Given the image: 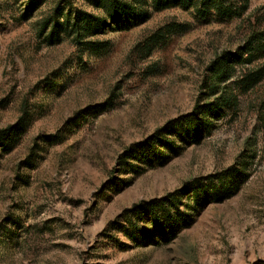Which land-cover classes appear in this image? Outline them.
Returning <instances> with one entry per match:
<instances>
[{"label":"rangeland","instance_id":"rangeland-1","mask_svg":"<svg viewBox=\"0 0 264 264\" xmlns=\"http://www.w3.org/2000/svg\"><path fill=\"white\" fill-rule=\"evenodd\" d=\"M25 1L0 0V138L17 128L0 142V264H264V50L212 74L264 32V0L227 22L127 0L145 21L112 20L84 44L50 37L54 12L101 10ZM228 97L210 137L171 134ZM157 135L172 146L147 162L136 147ZM192 185L176 225H154L145 208Z\"/></svg>","mask_w":264,"mask_h":264},{"label":"trees","instance_id":"trees-1","mask_svg":"<svg viewBox=\"0 0 264 264\" xmlns=\"http://www.w3.org/2000/svg\"><path fill=\"white\" fill-rule=\"evenodd\" d=\"M48 0H27L24 2L26 7V11L29 12L33 10V8L39 4H44ZM64 1V0H63ZM90 6H93L95 9L101 10L102 16H86L78 15L77 12L72 13L69 9H61L58 6L56 11L54 12V17L57 19L55 25L52 27V31L50 34L51 38L54 39H61V35L67 32L72 31L73 37L75 38V43L84 44L83 43V36L82 34H104V30L109 28V22L114 24L115 20L117 22H125V24H134L138 22L141 24L147 18V12L141 11L140 9L134 8L130 5L127 1L123 0H87ZM154 1V7L158 10L165 9L168 7L173 6H180L185 9H193L195 14L201 20H209L212 18L220 19L223 22L230 21L234 18L242 17L247 10L249 9V0H152ZM42 2V3H40ZM119 16L121 18H119ZM118 17L117 19H115ZM144 20V21H143ZM96 45V44H95ZM94 43L90 44L91 49H97ZM264 50V32H256L253 33L248 41L246 42L245 46L242 48H238L237 54L229 55L231 57L227 58L223 56L222 58L218 59L213 64L212 74L214 78H218L222 75L227 74V69L232 66L234 68L235 65L241 64L242 62H248L250 59H246L244 61V56L248 54L251 58L253 53L256 51ZM248 57V58H249ZM229 70V69H228ZM222 101L218 104H206V105H199L197 104L193 112L180 120H177L172 125V129L170 130L173 136H176L179 140L183 142L185 138L189 139H201L202 137H210L212 132L216 129V123L221 120V113L224 107L227 105L236 106L234 98H226L221 99ZM17 128L9 129L4 134L6 139L0 138V142H8L12 141L14 132ZM162 134V133H161ZM10 144H12L10 142ZM171 144L168 139H164L161 135H157L151 137L148 142H145L136 147V149L142 153V156L148 162H152V157H157L158 151L156 147H165L171 148ZM131 151L129 156H131ZM133 158V155L130 157ZM222 180V179H220ZM224 188V185L222 186ZM222 187L217 189V187H209L205 190L207 194H211L215 191L218 192L217 195L222 194ZM228 190V189H227ZM189 194H195L196 197L198 194H201L200 191L197 190L196 185H192L190 189L185 188L174 193L169 198L162 199L158 201L159 208L154 207L155 203L148 205L145 209L150 212V215L153 216L152 222L154 225H169L170 227H174L175 221L174 217L178 216L179 214L174 215L172 212L173 208H176L177 212L179 211L178 206H176L178 200V194L186 192ZM221 192V193H220ZM227 194L230 191L226 192ZM225 193V194H226ZM224 194V193H223ZM173 202V203H172ZM157 203V202H156ZM156 208V209H155ZM160 209V210H159ZM177 222V221H176ZM132 225V222L129 223ZM128 238L132 241L134 240L133 234L134 231L130 232L127 231ZM132 233V235H129Z\"/></svg>","mask_w":264,"mask_h":264}]
</instances>
